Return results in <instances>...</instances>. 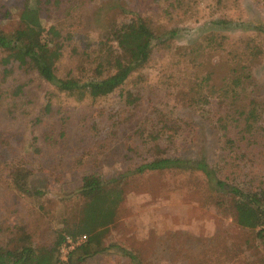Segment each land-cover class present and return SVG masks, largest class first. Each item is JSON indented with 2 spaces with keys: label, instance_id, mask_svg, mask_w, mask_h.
I'll return each mask as SVG.
<instances>
[{
  "label": "rangeland",
  "instance_id": "rangeland-1",
  "mask_svg": "<svg viewBox=\"0 0 264 264\" xmlns=\"http://www.w3.org/2000/svg\"><path fill=\"white\" fill-rule=\"evenodd\" d=\"M39 1L41 25L59 33V77H92L98 42L112 24L134 14L152 28V50L117 89L77 98L56 92L31 68L5 62L0 49V240L22 227L35 246L50 247L58 231L75 226L85 201L78 194L81 177L94 174L104 186H117L120 198L111 222L87 245L90 253L77 261L81 250L71 251L70 264H264L254 231L219 206L199 171H135L169 156L224 167L228 136L237 140L233 155L242 158L231 177L264 188V34L253 29L264 25V0ZM23 2L0 0V32L21 27ZM218 19L231 23L212 24ZM210 32L225 34L230 44L252 37L261 45V55L243 60L251 73L246 92L261 108V129L248 141L236 138V121L226 129L220 121L235 118L228 100H190L192 81L216 63L213 79L219 81L233 56L234 47L205 45ZM163 116L171 129L154 141L149 135ZM17 167L28 171V188L41 197L12 189L9 175Z\"/></svg>",
  "mask_w": 264,
  "mask_h": 264
},
{
  "label": "trees",
  "instance_id": "trees-1",
  "mask_svg": "<svg viewBox=\"0 0 264 264\" xmlns=\"http://www.w3.org/2000/svg\"><path fill=\"white\" fill-rule=\"evenodd\" d=\"M39 2L24 0L18 15L21 27L9 35L0 32V49L7 52L5 62L13 61L18 66L25 65L31 68L42 80L51 84L56 92L74 95L77 98L94 91L100 94L111 92L148 62L152 50V28L142 17L134 14L126 21L112 24L105 41L98 42L92 58L91 72L94 74L92 77L80 80L74 76H57L54 65L60 56L59 33L52 26L45 29L41 25ZM230 23L231 20L228 19L212 21V24L224 27ZM253 29L259 34H264V25H255ZM204 43L216 51L228 46L234 47L233 56L228 59V68L219 81L214 82L213 79L217 63H212V67L207 68L202 77L192 81L190 100L195 102L200 99L204 103H208L211 98L228 100L230 111L235 118L229 120L223 117L220 121H224L225 129L227 125L234 128L236 121L240 126V134L236 138L248 141L261 129V108L258 101L249 98L246 92V83L250 81L251 73L243 60L261 55V45L252 37L230 44L225 34L213 32L205 36ZM157 121L158 128L149 135L154 141L158 140L163 132L171 129L170 118L163 116ZM235 142L237 140L224 137L223 144L229 149L226 152L229 154L223 159L226 165L224 167L212 166L203 159L191 160L169 156L152 158L138 165L135 171L163 168L199 171L212 189V193L216 195L215 199L219 206L232 215L238 226L253 230L254 237L264 249V188L262 186L250 188L249 184L240 185L231 177L233 167L238 166L242 159L241 154L233 155L235 152L232 148L236 147ZM248 176L249 173L245 172L242 178L247 179ZM27 181L28 171L25 168L17 167L9 175V183L16 193L27 197H41L43 192L30 190ZM78 191L79 196L85 201L73 228L64 226L56 233L50 247H38L32 243L29 233L18 227L4 240H0V264H64L58 258V248L65 235L75 237L87 234L88 238L86 236L84 245L81 244L73 250H81V254L75 257L77 261L81 260L83 255L89 254L87 245L90 241H95L98 234L96 230L107 227L111 222L120 198V189L117 186H104L99 176L86 174L81 177ZM96 251L97 249L92 250L94 253ZM122 251L133 259L130 253ZM71 253L69 262H73Z\"/></svg>",
  "mask_w": 264,
  "mask_h": 264
},
{
  "label": "built area",
  "instance_id": "built-area-1",
  "mask_svg": "<svg viewBox=\"0 0 264 264\" xmlns=\"http://www.w3.org/2000/svg\"><path fill=\"white\" fill-rule=\"evenodd\" d=\"M86 240L85 234L77 235L72 237L70 235H65L63 241L58 248V258L64 264H70L68 261L69 253L77 246L83 244Z\"/></svg>",
  "mask_w": 264,
  "mask_h": 264
}]
</instances>
